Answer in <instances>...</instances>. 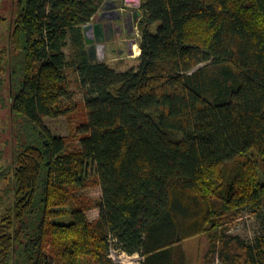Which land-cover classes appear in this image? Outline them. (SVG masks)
Wrapping results in <instances>:
<instances>
[{"label":"trees","instance_id":"obj_1","mask_svg":"<svg viewBox=\"0 0 264 264\" xmlns=\"http://www.w3.org/2000/svg\"><path fill=\"white\" fill-rule=\"evenodd\" d=\"M106 1L18 0L0 51L12 122L0 264H114L110 238L144 264H188L184 242L204 235L223 264H264V228L251 243L227 235L264 213V0H141L139 64L124 71L84 44ZM70 70L87 120L66 152L42 119L64 113Z\"/></svg>","mask_w":264,"mask_h":264},{"label":"rangeland","instance_id":"obj_2","mask_svg":"<svg viewBox=\"0 0 264 264\" xmlns=\"http://www.w3.org/2000/svg\"><path fill=\"white\" fill-rule=\"evenodd\" d=\"M18 0H0V51L10 49L9 39L14 18V12H16ZM122 7L130 10L136 9L141 13L140 4L141 0H120ZM140 22V20H139ZM142 28L139 23L136 25V29L133 36V44L136 45L135 53H130L129 57L120 58L115 55L111 60L109 57L111 53L107 51L106 61L112 67L120 71L127 70L132 67H137L139 62L138 58L141 55V42ZM108 47H112L108 45ZM69 58H73L77 52V49L69 42L68 47L65 49ZM129 51H127L128 55ZM0 54V174L3 170L7 169L10 164L11 152H12V139L11 130L12 122L10 119L8 107H9V74L8 68L5 67V58ZM112 61V62H111ZM206 64H201L204 67ZM68 82V97L62 102V108L64 113L57 118H43V124L57 137H65L69 139L66 152H72L81 148L80 127L87 120V113L84 107L85 96L84 90L80 85V80L77 73L74 70H70L67 74ZM5 100L6 104L2 108L1 101ZM3 167L5 169H3ZM90 175L94 176L92 170ZM94 181V179H92ZM9 179L0 178V199L5 197L6 189L8 188ZM84 194L93 201L92 207L87 211V217L90 221L98 219L100 210L96 207L98 201L102 198L101 186L92 184L88 187ZM1 206V205H0ZM3 206L0 207V215ZM264 228V213L253 214L250 212H243L238 215L232 224L227 235L230 237H240L248 243L254 242L255 239L261 234ZM184 250L187 256L188 264H223L219 258L218 253L210 255L209 253V241L207 237L199 236L189 239L184 242ZM85 264H95L92 261H88Z\"/></svg>","mask_w":264,"mask_h":264},{"label":"flooded vegetation","instance_id":"obj_3","mask_svg":"<svg viewBox=\"0 0 264 264\" xmlns=\"http://www.w3.org/2000/svg\"><path fill=\"white\" fill-rule=\"evenodd\" d=\"M139 20L140 15L136 9L122 7L120 0H109L97 16L96 22L88 28L87 39L92 41L87 50L90 59L95 57V61H104L108 50L120 58L129 57L130 53L136 54L133 36ZM108 45L112 47L109 48Z\"/></svg>","mask_w":264,"mask_h":264},{"label":"built area","instance_id":"obj_4","mask_svg":"<svg viewBox=\"0 0 264 264\" xmlns=\"http://www.w3.org/2000/svg\"><path fill=\"white\" fill-rule=\"evenodd\" d=\"M109 242H110L109 258L114 264H144L145 263V257L142 254L127 253L117 245V241L113 238H110Z\"/></svg>","mask_w":264,"mask_h":264},{"label":"crops","instance_id":"obj_5","mask_svg":"<svg viewBox=\"0 0 264 264\" xmlns=\"http://www.w3.org/2000/svg\"><path fill=\"white\" fill-rule=\"evenodd\" d=\"M109 0H107L105 3H104V5H103V7H102V9L99 11V13L103 10V8L105 7V4L108 2ZM99 13L97 14V16L99 15ZM97 16L89 23L90 25H92L93 26V24H94V22H96V19H97ZM88 31V30H87ZM92 35V34H91ZM94 36V35H93ZM88 35H87V33L85 32V30H84V39H85V41H84V44H85V46H86V48H87V50H88V48H89V46H90V44H92V41H89L88 39ZM93 42H95L94 40H93ZM96 43V42H95ZM114 57V55L113 54H111L110 55V59L111 60H113L112 58ZM93 61H95V57L92 59ZM98 61H103V60H98ZM106 61V60H105ZM112 62V61H111ZM107 63V62H106ZM108 64V63H107ZM110 65V64H109ZM111 66V65H110Z\"/></svg>","mask_w":264,"mask_h":264},{"label":"water","instance_id":"obj_6","mask_svg":"<svg viewBox=\"0 0 264 264\" xmlns=\"http://www.w3.org/2000/svg\"><path fill=\"white\" fill-rule=\"evenodd\" d=\"M88 28H91V25H87L86 27H85V32L87 33L88 31Z\"/></svg>","mask_w":264,"mask_h":264}]
</instances>
